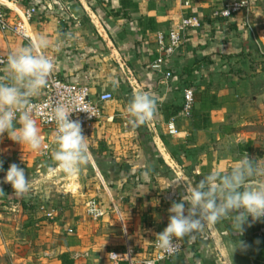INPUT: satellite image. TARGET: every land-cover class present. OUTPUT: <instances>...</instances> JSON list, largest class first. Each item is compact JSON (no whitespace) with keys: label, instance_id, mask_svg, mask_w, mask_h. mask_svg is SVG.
Wrapping results in <instances>:
<instances>
[{"label":"crops","instance_id":"0c3cea01","mask_svg":"<svg viewBox=\"0 0 264 264\" xmlns=\"http://www.w3.org/2000/svg\"><path fill=\"white\" fill-rule=\"evenodd\" d=\"M0 1L13 23L29 6L37 9L28 38L0 30V56L43 36L49 46L41 53L60 78L88 83L95 100L114 94L85 131L92 159L78 182L52 183L65 174L59 169L48 178L47 169L56 167L53 129L35 120L43 141L39 152L7 133L0 136V264H130L128 246L138 261L149 258L156 234L169 223L168 210L187 195L177 171L195 187L246 154L264 164V0H251L248 11L230 18L215 15L229 0ZM185 16H198L201 26L186 30L164 72L154 71L157 34ZM6 69L7 63L0 65V77ZM186 86L195 90L191 117L182 115ZM140 92L155 98L156 114L133 127L128 108ZM43 95L44 89L33 99ZM173 118L177 135L168 130ZM13 163L33 181L24 196L3 182ZM92 199L103 210L100 218L88 212ZM184 203L187 215L190 204ZM230 220L216 226L234 264H264L262 223L249 217L240 235L232 233ZM183 240L185 251L173 264H218L203 229ZM238 240L244 247L236 249Z\"/></svg>","mask_w":264,"mask_h":264},{"label":"clouds","instance_id":"9594fccd","mask_svg":"<svg viewBox=\"0 0 264 264\" xmlns=\"http://www.w3.org/2000/svg\"><path fill=\"white\" fill-rule=\"evenodd\" d=\"M48 46V40L41 36L29 46L10 53L7 74L0 77V136L7 133L12 141L28 145L33 152L41 150L43 141L32 115L31 101L41 94L54 71L53 61L41 53ZM76 111L95 116L92 111L76 106L74 101L71 105L57 103L52 108L57 147L52 153L56 167L47 169L49 179L59 169L67 179L78 180L92 159L81 123L70 119ZM128 112L133 127L144 125L156 114V100L147 92L134 94ZM17 124L20 127L17 128ZM2 171L3 161L0 160ZM3 182L11 184L18 196L32 191V179L26 178L25 169L15 163L8 168ZM185 201L190 204L187 215ZM168 211L169 223L156 234V241L157 246L169 255L178 251L176 242L185 237L194 238L204 227L214 226L229 217L234 229L232 233L243 235L249 217L253 222L264 220V164L246 154L227 172L211 171L195 187L189 185L187 195L181 202H173ZM234 211L239 214L233 215ZM237 242L236 249L244 247L243 241Z\"/></svg>","mask_w":264,"mask_h":264},{"label":"built area","instance_id":"2783aa9c","mask_svg":"<svg viewBox=\"0 0 264 264\" xmlns=\"http://www.w3.org/2000/svg\"><path fill=\"white\" fill-rule=\"evenodd\" d=\"M189 4L188 1L185 2ZM251 6V0H229L215 15L223 18H230L241 11H248ZM7 7L0 1V30L3 32L12 31L23 38L29 37V23L33 16L37 12L35 6H29L22 17L13 23L11 16L8 13ZM201 21L198 16H185L176 25L171 27L166 33L160 32L156 36V51L158 53L157 59L151 65L152 69L156 72H164L163 66L171 59L175 53L183 47L185 43V32L188 28H199ZM8 58L0 56V65H5ZM166 78L171 77V72H165ZM114 94L107 92L99 96L98 99H94L91 94L90 85L86 82H68L60 78L55 71L51 73L48 78L47 86L44 88V95L38 99H32L31 106L33 109V118L38 121L42 126L53 129L56 133V124L52 119V108L57 103H65L71 105L73 101L76 106L92 111L95 116L89 115L87 112L76 111L71 114L70 119L73 121H79L82 126L83 135L91 125L96 122L102 116V105L113 100ZM183 107L182 115L184 117H191L194 103H195V90L192 86H186L183 90ZM168 130L171 135H177L179 130L176 125V121L173 118L168 124ZM45 148H47L45 146ZM89 214L95 218H100L103 215V210L99 206L97 200L92 199L89 202L88 208ZM49 219H53L55 211L51 210L47 212ZM259 235H264L263 220L260 221ZM69 232H74V229L70 228ZM178 243V251L174 255L165 253L157 246V241L153 244V254L146 259L135 258V251L132 247L128 246L126 253V260L130 264H173L176 257L185 251V241L181 240Z\"/></svg>","mask_w":264,"mask_h":264},{"label":"water","instance_id":"95a60500","mask_svg":"<svg viewBox=\"0 0 264 264\" xmlns=\"http://www.w3.org/2000/svg\"><path fill=\"white\" fill-rule=\"evenodd\" d=\"M177 175L181 179L182 183L184 184V187L187 191V188L190 186L194 187L188 179L185 177V175L181 171H177ZM80 178L78 180H71L67 179L66 175L63 174L62 176H59L52 180V183L58 184H70L80 181ZM205 233L208 235L210 239V250L212 253L213 258L217 261L218 264H234L232 261L231 255L229 253V250L227 248V245L224 241V237L219 231L216 224L214 226H206L203 228Z\"/></svg>","mask_w":264,"mask_h":264},{"label":"rangeland","instance_id":"374dc122","mask_svg":"<svg viewBox=\"0 0 264 264\" xmlns=\"http://www.w3.org/2000/svg\"><path fill=\"white\" fill-rule=\"evenodd\" d=\"M233 260V259H232ZM233 262L235 263V261L233 260Z\"/></svg>","mask_w":264,"mask_h":264}]
</instances>
